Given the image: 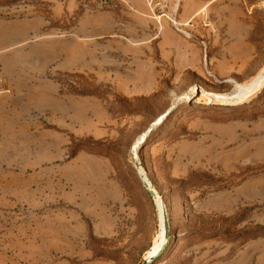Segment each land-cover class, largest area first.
<instances>
[{
	"label": "rangeland",
	"instance_id": "rangeland-1",
	"mask_svg": "<svg viewBox=\"0 0 264 264\" xmlns=\"http://www.w3.org/2000/svg\"><path fill=\"white\" fill-rule=\"evenodd\" d=\"M150 1L187 38L158 72L98 51L88 66L79 22L127 19L121 4L0 0L1 26L33 30L3 49L11 74L37 76L63 117L0 134V196L47 187L36 208L0 206V264H264V0ZM78 33L72 72L51 39Z\"/></svg>",
	"mask_w": 264,
	"mask_h": 264
},
{
	"label": "crops",
	"instance_id": "crops-1",
	"mask_svg": "<svg viewBox=\"0 0 264 264\" xmlns=\"http://www.w3.org/2000/svg\"><path fill=\"white\" fill-rule=\"evenodd\" d=\"M110 1L116 2V6L121 4L125 8L124 13L127 19L120 20V14L114 8L103 12L91 10L77 26L79 31L83 28L87 30L86 37L82 39L88 47V66L96 63L94 51L101 52L104 56L119 57L127 63L142 65L141 70L146 71H149L151 66L152 70L155 69V72H158L157 65L173 63L179 65L183 63L184 43L187 38L170 27L167 19V17L170 18L169 15L166 13L157 14L152 9L150 0ZM201 11L200 9L192 14L182 13L180 14L181 20L189 22L191 17L197 16ZM32 31L29 24L0 25V134H5L9 129L17 133V129H23L28 125L31 127L36 122L42 125V120L45 122L51 120L55 124L63 121L61 105L49 103L48 97L61 102L62 100L57 98V95L41 91L37 76L31 73H19V71H15V74L10 72L16 69L12 68V65L18 64L19 58L8 55L3 49L9 45L16 47L17 42H20L21 45L32 44ZM187 34L190 35L188 32ZM80 37L78 33L65 40L51 39V41H60L62 45L61 56L64 55L71 60L73 65L70 69L72 72L79 70L76 66L79 62V52L74 50V45H76L77 39H81ZM44 38L48 40L47 37L43 36L41 40ZM46 42L48 44L49 40ZM65 42L72 44L71 50L69 49L70 51H67L66 54L63 50ZM64 57L54 56L50 59V62L55 65L54 70H68V68L63 67ZM33 76H35V80ZM54 86L57 93L59 91L58 86L56 84ZM37 95L41 98V103L36 102ZM73 104L67 106L68 109L71 108L70 111L68 110V114L71 115L72 120L74 119ZM28 188L10 187L8 189L9 197L0 196V206L4 208H17L25 205L29 208L40 206L42 193L46 194L47 187H36L33 190L35 195L33 198L29 195L31 192ZM1 193L3 192H0V195Z\"/></svg>",
	"mask_w": 264,
	"mask_h": 264
},
{
	"label": "water",
	"instance_id": "water-1",
	"mask_svg": "<svg viewBox=\"0 0 264 264\" xmlns=\"http://www.w3.org/2000/svg\"><path fill=\"white\" fill-rule=\"evenodd\" d=\"M152 194H154L153 192H152ZM165 228H166V230H167V225H165ZM147 264V263H146Z\"/></svg>",
	"mask_w": 264,
	"mask_h": 264
},
{
	"label": "trees",
	"instance_id": "trees-1",
	"mask_svg": "<svg viewBox=\"0 0 264 264\" xmlns=\"http://www.w3.org/2000/svg\"><path fill=\"white\" fill-rule=\"evenodd\" d=\"M167 234H169V231L167 232Z\"/></svg>",
	"mask_w": 264,
	"mask_h": 264
}]
</instances>
